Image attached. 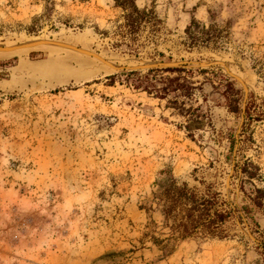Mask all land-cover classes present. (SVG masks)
<instances>
[{"label": "rangeland", "instance_id": "1", "mask_svg": "<svg viewBox=\"0 0 264 264\" xmlns=\"http://www.w3.org/2000/svg\"><path fill=\"white\" fill-rule=\"evenodd\" d=\"M116 1L0 0V264H264V0H134L136 42ZM193 20L216 44H184ZM170 69L190 95L127 79ZM170 177L218 195L227 237L148 210Z\"/></svg>", "mask_w": 264, "mask_h": 264}, {"label": "trees", "instance_id": "2", "mask_svg": "<svg viewBox=\"0 0 264 264\" xmlns=\"http://www.w3.org/2000/svg\"><path fill=\"white\" fill-rule=\"evenodd\" d=\"M116 2L126 12L124 16L125 22L118 26L119 35L132 42H136L140 37L144 24L150 25L153 28L152 32H156L154 29L157 19L153 13L140 11L136 7L134 0H117ZM185 33L186 39L184 44L189 48L209 47L213 42L216 44L215 39L220 35V32L215 27L206 28L195 20L187 27ZM213 46L217 47V45ZM175 71L185 72L179 69L165 71L150 70L147 75L131 72L127 74V79L136 89L143 88L145 91L154 90V92L163 94V96L178 91L184 93L186 96L190 95L193 88L186 84L187 81L185 79L183 83H180L181 77L173 79L159 77V73L161 72ZM115 78L116 76H112L109 79L113 80ZM156 83H160L161 87ZM229 86H231L228 88L230 93H233L234 89L232 85L229 84ZM241 100L242 97L239 96V93L231 94L229 104L231 112H240ZM195 124L200 125L201 121L197 119L192 121L188 129H191ZM242 171L250 178H255L257 174V169L252 163H247ZM253 193L256 195L251 198L253 204L264 210V190L255 188ZM217 196V194L212 197L199 195L196 190L190 189L186 183L180 186L176 179L170 177L161 183L160 189L155 194L148 210L153 209V204H156L167 221H174L175 225L172 226L173 231L178 233L182 238L199 237V235L209 238H225L227 236L222 226L230 215L216 208L218 205L216 201ZM244 211L246 214L252 212L249 207H245ZM169 246V244L164 245L162 250H168ZM259 247L262 249V255L264 256V232L262 233Z\"/></svg>", "mask_w": 264, "mask_h": 264}]
</instances>
